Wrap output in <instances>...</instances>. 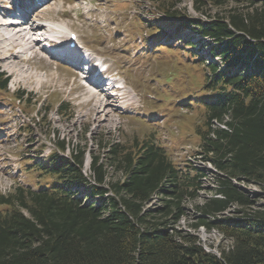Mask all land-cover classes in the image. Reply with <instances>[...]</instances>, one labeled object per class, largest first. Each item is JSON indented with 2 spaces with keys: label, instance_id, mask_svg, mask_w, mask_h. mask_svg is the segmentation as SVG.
Returning a JSON list of instances; mask_svg holds the SVG:
<instances>
[{
  "label": "trees",
  "instance_id": "1",
  "mask_svg": "<svg viewBox=\"0 0 264 264\" xmlns=\"http://www.w3.org/2000/svg\"><path fill=\"white\" fill-rule=\"evenodd\" d=\"M200 1L195 0L198 12L205 6ZM211 2L217 8L238 5L225 17L189 21L172 15L169 23L177 34L188 30L192 38L209 39V44L202 42L208 56L198 59L191 39L181 41L188 61L175 47L160 46L154 53L177 61V68L170 69L180 79L177 93L187 94L181 98L195 114L202 155L217 171L216 197L196 206L198 220L191 227L216 230L231 246L217 255L177 230L187 216L186 199L195 200L203 175L195 169V175L185 174L150 134L129 146L104 145L92 157L97 185L83 193L80 187L88 185L82 172L85 152L78 149L70 158L54 154L32 167L52 180L48 187L17 185L9 195L0 194V264H264V206L255 208L256 202L234 183L264 190V0ZM158 60L161 65L168 61ZM8 83L0 70V92L8 91ZM23 97L16 94L20 101ZM58 144L65 150V142ZM107 166L118 180L106 181ZM159 195L161 206L148 209ZM233 207L238 216L223 218Z\"/></svg>",
  "mask_w": 264,
  "mask_h": 264
},
{
  "label": "rangeland",
  "instance_id": "2",
  "mask_svg": "<svg viewBox=\"0 0 264 264\" xmlns=\"http://www.w3.org/2000/svg\"><path fill=\"white\" fill-rule=\"evenodd\" d=\"M200 2L205 3L201 12L195 9V0H50L47 5L50 14L47 16L39 14L37 8L41 5H37L34 15L38 17L31 18L30 23L50 21L61 24L63 28L68 29L67 33L63 34L65 43L69 42V31L77 33L80 47L100 55L102 60L108 63V67L117 72L116 79L125 81L127 91L123 93L122 101L114 96L113 105L116 111L114 110L111 120L103 121L102 114L97 115L91 110L90 104H87L88 95L83 88L86 83L80 76L81 73L70 63L51 60L42 49V53L30 64L20 63L14 71L0 56V69L11 78L9 93L0 92V194H5L10 185L22 184L42 189L53 184L51 179L39 176L33 168L28 167L32 163L38 165L45 160V152L49 151L46 147L54 150L57 141L64 140L72 151L79 149L87 153L84 171L90 175L92 157L99 155L104 145L124 142L129 146L134 138L142 139L144 135H150L149 130H156L159 141L185 174L195 175L193 169L196 167L205 175L195 200L186 199L187 216L180 220L176 226L177 230L183 235L189 234L198 238L206 251L217 255L222 249L230 247L231 241L218 231H208L206 228L195 231L191 227L198 220L196 206L202 205L207 198L215 195L218 176L214 167L198 155L201 151L199 138L194 131L195 114L186 106V99L180 101L181 96L187 98V94L182 92L178 95L177 92L182 87L180 79L170 70L177 68V61L170 62L172 56L167 53L153 54L150 57L153 63L142 55L145 51L151 52L159 44L155 39L160 38L164 30L172 31L169 27V23L175 19L172 15H176L178 20L206 21L217 16L225 17L227 9L236 8L238 5L230 2L226 7L217 8L212 5L211 0ZM19 9L16 0H0L1 16L5 15L8 21L19 17ZM160 27V33L153 37L152 32ZM184 36L189 38V32H184ZM145 40H148V45H144ZM161 41L160 43H165ZM169 42L171 47L178 49V55L183 56L184 61L189 60L188 52L182 50L183 47L176 39ZM202 42L203 40L199 41L197 38L193 40L195 51L200 56L198 59L208 56V50ZM42 45L40 43L36 50L42 48ZM183 51L187 56L183 55ZM143 54L148 55L147 52ZM161 58L168 61L162 62L161 65L158 60ZM120 60L119 64H115ZM21 67L26 71L23 76L19 71ZM129 70L130 78L135 80L137 74L138 79L144 81L145 89H141L135 81L129 79L126 75ZM188 74L197 77L199 72ZM194 83V89H197V78ZM154 86L158 89L155 90ZM160 89L166 91L163 92L166 96H173L165 97L166 103L171 104L165 107L163 103L156 104L148 100L147 109L154 111L146 113L148 117L145 121L143 117L146 116L141 113L139 114L142 116H138V112L145 109L146 93L160 97ZM17 91L24 95V100L20 103L13 96ZM174 96L179 98L177 105ZM61 102L66 105L65 114L57 112ZM101 161L107 165V160L102 158ZM106 169L107 182L120 178L114 168L107 166ZM234 183L256 202L255 208L264 206L263 189L242 181ZM161 204L159 195L147 208L154 211L153 209ZM234 210L238 208L233 207L222 217L236 218L238 215L233 213Z\"/></svg>",
  "mask_w": 264,
  "mask_h": 264
},
{
  "label": "bare ground",
  "instance_id": "3",
  "mask_svg": "<svg viewBox=\"0 0 264 264\" xmlns=\"http://www.w3.org/2000/svg\"><path fill=\"white\" fill-rule=\"evenodd\" d=\"M36 4L37 1L31 3V5H24L22 7L21 17L24 18L23 20L25 23L20 25L13 24L18 22H5L8 19L5 15L1 16L2 12L0 10V56L2 57V61L12 67V70L14 71L20 63L30 64L31 60L28 57L24 58V55L30 53L34 58L40 55V53H42L41 48H39L38 51L36 49L44 39H47L46 36H42L43 38L36 37L37 33L47 32L45 27L41 25L36 26L35 21L30 23L31 18H36L38 16L34 14L32 15V13L27 11L31 10ZM39 11L44 13L48 11V8L44 6V8ZM19 71L22 76L26 74L23 67L19 68ZM101 87L100 83L87 81L83 88L88 95L87 104H90L91 110L95 111L97 115L102 114L101 117L103 121H108L109 119L111 120V116L116 109L113 105L115 97L114 95L105 92L106 90ZM121 96L124 98L123 93Z\"/></svg>",
  "mask_w": 264,
  "mask_h": 264
}]
</instances>
